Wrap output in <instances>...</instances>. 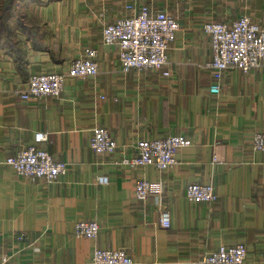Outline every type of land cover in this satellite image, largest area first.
Segmentation results:
<instances>
[{"label": "crops", "instance_id": "crops-1", "mask_svg": "<svg viewBox=\"0 0 264 264\" xmlns=\"http://www.w3.org/2000/svg\"><path fill=\"white\" fill-rule=\"evenodd\" d=\"M148 6L180 22L164 70L121 72L119 48L103 27ZM0 160L38 144L68 164L54 184L0 169V261L9 264H90L95 250H123L134 264H196L220 247L244 245L245 264H264V70L208 68L211 37L204 26L248 17L264 29V0H0ZM7 32V33H6ZM98 52L99 73L69 78L59 97L24 101L34 75L65 73L86 49ZM170 76H164V72ZM218 84L220 92L213 93ZM105 127L118 149L99 155L92 130ZM182 136L174 168H131L141 140ZM107 177L101 185L98 178ZM147 180L164 185L162 200L135 197ZM212 184L213 204L191 202L190 184ZM172 226L162 228L161 210ZM79 221H96L95 239L77 238ZM26 240L19 242L18 237Z\"/></svg>", "mask_w": 264, "mask_h": 264}, {"label": "built area", "instance_id": "built-area-1", "mask_svg": "<svg viewBox=\"0 0 264 264\" xmlns=\"http://www.w3.org/2000/svg\"><path fill=\"white\" fill-rule=\"evenodd\" d=\"M127 16L103 27V42L119 48L121 72L127 74L132 70L162 71L169 64L170 44L174 42L181 30L180 22L164 11H155L148 6L135 9ZM204 31L211 37L213 61L208 68L214 72L219 82L224 72L237 69L250 73L257 69L264 70V29L248 17H241L231 24L211 22L204 26ZM98 52L88 48L83 57L74 61L65 73L39 74L32 76L24 89L19 92L24 101H42L47 97H59L69 78H92L99 73L96 61ZM169 77V72H164ZM213 93L220 92V86L214 85ZM48 140L46 135L38 138V144L30 145L16 155L0 160V169L9 168L17 175L32 182L44 180L54 184L68 174V164L56 160L44 147L42 142ZM192 145L182 136H169L164 139L141 140L138 142L137 154L123 160L131 167L153 166L160 171L174 168L177 154L185 147ZM256 152H264V133L257 134L253 140ZM91 149L99 155H111L118 149L116 139L105 127L92 130ZM98 183L107 185V177L98 178ZM164 194L162 183L139 180L135 185V197L145 202L149 198L160 201ZM186 197L191 202L213 204L218 196L212 184H190L186 188ZM160 224L164 229L172 226L171 213L167 208L161 210ZM101 231L96 221H79L75 226L77 238L95 239ZM26 236L18 237L24 242ZM248 257L247 248L239 244L234 247L222 246L217 251L207 254L196 264H245ZM0 264H9L8 258H2ZM90 264H134V261L123 250H95Z\"/></svg>", "mask_w": 264, "mask_h": 264}, {"label": "trees", "instance_id": "trees-1", "mask_svg": "<svg viewBox=\"0 0 264 264\" xmlns=\"http://www.w3.org/2000/svg\"><path fill=\"white\" fill-rule=\"evenodd\" d=\"M9 20H10L9 10H6V13H4L0 17V23L5 25V30H8V22H9Z\"/></svg>", "mask_w": 264, "mask_h": 264}, {"label": "rangeland", "instance_id": "rangeland-1", "mask_svg": "<svg viewBox=\"0 0 264 264\" xmlns=\"http://www.w3.org/2000/svg\"><path fill=\"white\" fill-rule=\"evenodd\" d=\"M17 1H20L21 2L22 0H17Z\"/></svg>", "mask_w": 264, "mask_h": 264}]
</instances>
